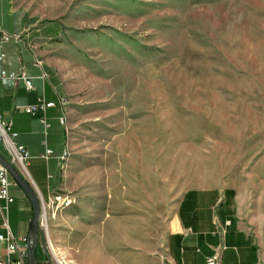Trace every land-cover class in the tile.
Listing matches in <instances>:
<instances>
[{"label": "rangeland", "instance_id": "374dc122", "mask_svg": "<svg viewBox=\"0 0 264 264\" xmlns=\"http://www.w3.org/2000/svg\"><path fill=\"white\" fill-rule=\"evenodd\" d=\"M2 1L0 24L37 34L66 130L52 194L73 202L41 212L34 262L169 264L178 199L219 187L264 264V0Z\"/></svg>", "mask_w": 264, "mask_h": 264}, {"label": "crops", "instance_id": "0c3cea01", "mask_svg": "<svg viewBox=\"0 0 264 264\" xmlns=\"http://www.w3.org/2000/svg\"><path fill=\"white\" fill-rule=\"evenodd\" d=\"M8 2L2 1L6 6ZM5 13L7 19L17 17L12 10L6 9ZM11 21L0 24V72L19 74L23 71L34 89L28 91L21 79H0V115L12 122V130L17 133L14 142L23 145L29 153L26 169L31 181H27L38 188L42 200H48L53 190L58 188L60 161L65 150L66 130L59 122V95L39 57L37 34H25L24 29L14 26ZM3 35H8L9 39L3 41ZM41 94L47 102L55 104L46 110L49 124L46 130L39 121V115L26 114L21 108L35 103ZM45 147L52 151L48 160L40 157ZM0 156L10 163L9 154L1 142ZM10 180H13L11 175ZM15 186H18L16 182L9 187L14 201L9 206L7 220L14 237L18 239L28 232L31 204L22 189L19 192ZM17 199L19 204H16ZM2 220L0 212V225ZM19 221L24 222V227L19 225ZM216 226L225 231L222 241L214 233ZM0 233H4L1 227ZM165 243L169 264H204L220 243L224 247L220 264H261L256 239L238 216L236 196L230 188L185 190L168 224ZM4 258L5 245L0 242V259Z\"/></svg>", "mask_w": 264, "mask_h": 264}, {"label": "built area", "instance_id": "2783aa9c", "mask_svg": "<svg viewBox=\"0 0 264 264\" xmlns=\"http://www.w3.org/2000/svg\"><path fill=\"white\" fill-rule=\"evenodd\" d=\"M9 39L8 35H3V41ZM21 79L28 91L34 89L31 80L25 75L23 71L19 74L6 73L4 70L0 72V79ZM45 78V77H44ZM53 102H47L44 94L37 97L35 103L22 106L23 112L29 115H39V121L44 126V130L49 127L46 120V110L50 107H54ZM61 111V110H60ZM60 122V116H59ZM61 124V123H60ZM17 133L12 130V122L9 119H4L0 115V142L3 144L5 151L9 154L10 163L15 166L19 171L20 167L25 168V164L29 158V153L23 145H17L14 142V138ZM52 151L45 147L44 151L40 154V157L44 160H48L51 156ZM15 184L13 180H10V175L6 167L0 164V212L3 216L0 227L4 230V233H0V242L5 245V258L0 259V264H27V255L29 246L33 242V238L26 234L16 239L8 225L7 212L9 206L13 203L14 198L10 195L9 187ZM51 199H62L64 202L68 201V195H58L53 193L47 201L41 200L42 212L49 208V202ZM44 213L39 217V228L41 230L42 220H44ZM40 232V231H39ZM220 241L224 238V229L220 226H216L215 232ZM38 234V233H37ZM223 245L220 243L215 249L211 256L206 258L204 264H220V254L223 249ZM37 264L36 262H34Z\"/></svg>", "mask_w": 264, "mask_h": 264}, {"label": "water", "instance_id": "95a60500", "mask_svg": "<svg viewBox=\"0 0 264 264\" xmlns=\"http://www.w3.org/2000/svg\"><path fill=\"white\" fill-rule=\"evenodd\" d=\"M0 164L8 170L14 182L22 189L25 196L29 199L31 204V218L28 225L27 234L33 238L32 244L29 246L28 255H27V264L34 263V251H35V242L37 233L40 230L38 226L39 216L42 212L41 200L38 198L37 193L31 186V184L25 179L22 173L11 163L6 161L0 156Z\"/></svg>", "mask_w": 264, "mask_h": 264}, {"label": "bare ground", "instance_id": "6f19581e", "mask_svg": "<svg viewBox=\"0 0 264 264\" xmlns=\"http://www.w3.org/2000/svg\"><path fill=\"white\" fill-rule=\"evenodd\" d=\"M42 63V62H41ZM60 123L63 125L64 124V116L63 114H60ZM58 195H65L63 193H58ZM68 201L69 202H64L63 203V200L62 199H53L50 203L53 204L55 207H68L72 204V198L68 196ZM49 203V204H50ZM50 244V247H51V250L52 252L54 253V255H56V250L54 249V247L52 246V243L51 241L49 242ZM56 260H57V263L58 264H64V261L58 256L56 257Z\"/></svg>", "mask_w": 264, "mask_h": 264}, {"label": "trees", "instance_id": "16d2710c", "mask_svg": "<svg viewBox=\"0 0 264 264\" xmlns=\"http://www.w3.org/2000/svg\"><path fill=\"white\" fill-rule=\"evenodd\" d=\"M35 258H36V254H35Z\"/></svg>", "mask_w": 264, "mask_h": 264}]
</instances>
